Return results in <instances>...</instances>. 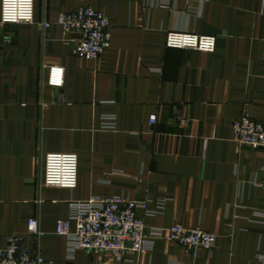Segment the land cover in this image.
Wrapping results in <instances>:
<instances>
[{
	"label": "crops",
	"instance_id": "1",
	"mask_svg": "<svg viewBox=\"0 0 264 264\" xmlns=\"http://www.w3.org/2000/svg\"><path fill=\"white\" fill-rule=\"evenodd\" d=\"M84 6L111 19V46L96 60L42 25ZM173 30L215 35L216 50L169 48ZM245 113L264 122V0H35L33 23L0 24V233L19 235L43 264H117L109 253L71 255L57 221L92 197L151 208L167 199L162 214L139 211L146 225L199 227L215 247L193 255L159 239L132 264H262L264 149L233 141ZM68 152L77 187L46 186V156ZM31 218L43 235L28 233Z\"/></svg>",
	"mask_w": 264,
	"mask_h": 264
},
{
	"label": "built area",
	"instance_id": "2",
	"mask_svg": "<svg viewBox=\"0 0 264 264\" xmlns=\"http://www.w3.org/2000/svg\"><path fill=\"white\" fill-rule=\"evenodd\" d=\"M162 9L171 7L170 2H158ZM35 21V0H1V25H18ZM44 27L57 25L68 35L79 37L76 53L85 59H99L111 46L112 31L109 15L84 6L71 12L60 13L55 23L45 21ZM166 46L174 49L197 50L212 53L217 47V36L202 35L188 31L168 32ZM158 121L151 115L149 124ZM176 121L185 129L189 120L177 117ZM104 128L114 129V117L103 120ZM233 141L239 146L264 149V122L245 113L232 124ZM79 158L76 153H50L44 166V184L73 190L78 185ZM167 199L161 200L155 208L146 201H134L122 196L108 198L92 197L87 201L73 202L67 218L57 221V234L65 237L68 251L74 255L78 250L95 253H109L117 264H132L131 255L151 253L156 241L166 239L198 255L202 250H212L217 235L199 227L188 228L174 224L166 228L149 227L139 211L147 215L162 214ZM256 221L264 224V209L256 213ZM28 233L41 236L36 218L28 222ZM264 264V252L259 253ZM43 255L23 243L16 234L4 236L0 233V264H43Z\"/></svg>",
	"mask_w": 264,
	"mask_h": 264
},
{
	"label": "water",
	"instance_id": "3",
	"mask_svg": "<svg viewBox=\"0 0 264 264\" xmlns=\"http://www.w3.org/2000/svg\"><path fill=\"white\" fill-rule=\"evenodd\" d=\"M74 37H79V36H77V35H73Z\"/></svg>",
	"mask_w": 264,
	"mask_h": 264
}]
</instances>
